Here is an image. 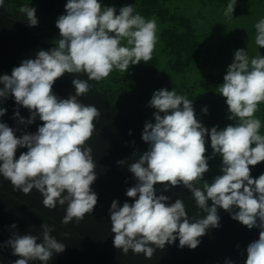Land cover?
Masks as SVG:
<instances>
[{"label": "clouds", "instance_id": "9594fccd", "mask_svg": "<svg viewBox=\"0 0 264 264\" xmlns=\"http://www.w3.org/2000/svg\"><path fill=\"white\" fill-rule=\"evenodd\" d=\"M234 5H227L225 17L233 15ZM19 11L29 27L38 26L34 7L21 6ZM55 27L59 39L53 47L23 59L11 75H0V104L11 96L17 105L12 117L17 128L0 122V176L13 191L28 195L37 190L49 210L66 206L61 222L79 224L98 202L91 187L97 179L96 163L87 141L101 112L78 98L91 90L88 81L99 82L114 70L128 72L131 65L150 61L159 39L158 24L155 17L136 12L134 4L117 10L100 0H67L65 14L57 18ZM254 27L255 44L264 48V18ZM66 73L73 76L74 94L61 98L53 85ZM216 92L225 99L226 118L232 123L210 129L197 119L193 101L175 88L153 92L147 107L155 110L154 123L145 121L141 134L148 148L127 166L135 180L125 192L132 202L125 200L121 205L114 199L108 210L113 247L124 255L131 250L151 259L157 249L164 250L177 240L180 249L195 250L210 229L220 228L218 210L222 209L247 229L259 230L258 239L240 251L241 257L246 253L243 264H264V173L251 175L252 168L264 162V135L255 117L264 103V55L250 59L245 49L235 50ZM20 107L29 111L28 118L21 116ZM201 111L208 114L206 106ZM6 113L0 107V117ZM37 117L42 122L37 131H26ZM209 139L212 152L206 155ZM18 149L27 150L17 158ZM217 156L221 157L220 174L209 183L204 176L210 170L209 161ZM124 163L117 161L119 166ZM201 181L202 187L198 186ZM157 184L163 186L159 195ZM177 186L191 192L198 209L195 216H188L182 199L170 202L171 197L163 194ZM40 229L39 235L19 234L16 224L9 226L11 237L0 249L10 248L19 257L11 264H48L66 250L67 245L51 235L52 226L43 223ZM62 235L70 238V233ZM224 264L234 261L225 258Z\"/></svg>", "mask_w": 264, "mask_h": 264}, {"label": "crops", "instance_id": "0c3cea01", "mask_svg": "<svg viewBox=\"0 0 264 264\" xmlns=\"http://www.w3.org/2000/svg\"><path fill=\"white\" fill-rule=\"evenodd\" d=\"M167 1L171 2V7L176 9L177 13H182L191 17L192 22H194L192 26L174 41L161 47L157 53L152 54V59L150 61L141 64L127 77L112 83L104 95L109 97L111 92H123L121 94L123 97L120 96V100L114 101L109 97L110 100L118 103L125 110H127V107H133L134 113L136 110V113L146 115L147 121L150 119V121L154 122L152 113L155 110L147 107L153 92L160 88H166L168 90L175 88L178 94L187 96L193 101L197 119L202 122L205 127L210 129L213 126L219 125V127L223 128L227 124L232 123V121L226 118L227 105L225 99L216 92V77H223L226 74L227 66L232 63L234 52L237 49H245L248 51L250 59L258 54L264 55V48H259V46L255 44L256 31L254 27L260 19L264 18V0ZM230 2H235L233 15L225 17L224 11ZM2 20L3 18L0 16V25L3 23ZM9 33L14 40V43L10 45L5 42ZM157 46L158 43L156 48ZM7 49L9 50L7 51ZM48 49L49 48L37 39V37H33L25 30L17 31L16 28H13V30H9V28H0V75H11L13 67L19 66L23 59L34 58L39 50ZM218 59L221 60L218 61ZM174 63L176 65H174ZM154 68L160 69V77L158 73L152 72ZM163 69L167 75L163 73ZM174 69L175 77H170V73H172ZM79 78L85 79L84 77ZM72 79L73 76L66 73L55 82L53 85V92L61 98H68L70 94H74ZM98 85L99 83L97 86ZM0 87H2V85H0ZM99 96L101 95L91 87L87 95L79 97L78 99L83 104L95 105L102 113L100 106L103 105L100 102ZM137 102H139V104L135 105ZM205 106L208 108V114H204L201 111ZM0 107L7 109L6 115L0 117V122L7 123L9 127L14 129L17 128L16 121L12 119L13 110L17 107L14 98L10 96L6 101L0 104ZM132 113L133 112H130V114ZM20 114L28 118L29 111L20 107ZM96 122L97 121H94L96 129H98ZM41 124L42 122L37 117L35 123L29 125L26 131L34 133ZM139 126L142 129L144 127L141 123H139ZM19 127L24 129L23 125ZM16 135L20 136L21 133L17 131ZM142 142L144 144V149L141 150V153L147 150L145 146L146 143L144 141ZM135 145L138 144L135 143ZM87 146L92 148V155L96 163L95 172L97 174V179L92 186L101 188L103 192L108 191L110 193H116L122 205L125 200H129L125 195L126 189L135 184V180L132 179V173L128 171L127 166L135 162L138 156H132L125 148L116 152V157L112 156L110 146L106 139L100 137V135L95 132L91 139L87 141ZM206 147H210V139L208 143H206ZM26 150L27 149H18L16 157L18 158L20 153ZM119 160H125V163L119 166L117 164ZM220 165L221 157L217 156L210 160V171L205 180L210 183L216 175H219ZM126 180L127 183L125 182ZM0 181L10 183L2 176H0ZM155 187L157 188L156 185ZM182 189L185 188L182 187ZM185 190L188 197L184 198L183 201L194 203L192 206L193 209L196 207L195 201L191 196V192L187 189ZM18 193H21L23 196H28L33 193V195H38V198L41 196L35 189L28 195H24L22 192ZM28 201L38 206V208L43 207L42 196L40 199L35 198L34 200L33 198L28 199ZM18 221L22 222L20 220ZM16 222L17 221L11 219L0 221V231L5 234L7 240L11 237V232L9 231L10 225L16 224L17 232L19 233V225ZM28 225L35 227L34 224L28 223ZM23 227L25 228L26 226L23 225ZM30 234L34 235V232ZM214 235L218 236L217 231L214 232ZM175 249L177 250L175 252L178 256L179 252H181L179 250L180 248L176 246ZM171 251H174V249H171ZM159 257L160 256H158L156 252L152 257L156 258V264H159ZM150 260L153 261L154 259ZM152 263L148 262V264Z\"/></svg>", "mask_w": 264, "mask_h": 264}, {"label": "trees", "instance_id": "16d2710c", "mask_svg": "<svg viewBox=\"0 0 264 264\" xmlns=\"http://www.w3.org/2000/svg\"><path fill=\"white\" fill-rule=\"evenodd\" d=\"M102 5L112 6L114 5L117 10L125 5L134 4L135 11L139 12L145 18L155 17L158 24V46L154 53H157L161 47L174 41L177 37L184 34L189 27L192 26L191 17L182 13H177L176 9H173L171 2L167 0H100ZM67 0H3V4L0 5V16L3 18L0 28H9L17 31L25 30L33 37H37L46 47L49 49L53 47L54 42L59 39V30L55 27L57 18L65 14V4ZM28 5L36 9V16L39 20V24L36 27H29L27 25V19L19 9L21 6ZM117 14L119 12L117 11ZM13 35V34H12ZM5 42L14 43L13 37L9 33ZM9 49H7L8 51ZM144 62H140L138 65H131L128 72H120L114 70L110 75L97 82L88 81L94 90L101 96L100 102L103 106H100L102 113L99 119H97L96 134L106 139L110 146V152L112 156L117 155L120 149H126L132 156H138L141 150L144 149V144L141 141V134L143 129L139 126V122L136 121L134 115L123 109L118 103L112 102L109 97L104 94L112 83L120 81L122 78L127 77L136 68H138ZM79 77H87L84 74H79ZM106 80V81H105ZM99 85L97 86V84ZM129 130L132 134L129 135ZM135 142L138 145L133 144ZM142 144V145H141ZM146 148L148 145L145 144ZM220 172V168H219ZM203 182H199L198 186L202 187ZM157 194H161L163 186L157 184ZM92 189L98 194V202L94 208L92 214L85 215L83 221L79 224L73 221L67 225L62 224V217L65 215L64 207L57 206L54 210L39 207L29 202L28 199L38 198V195L23 196L21 193L13 191L10 183L0 181V202H3L4 209H0V221L4 219H11L17 221L19 234H29L34 232V235H39L41 229L40 225L47 223L54 228L51 233L57 240L67 245L66 250L63 253L57 254L53 257L48 264H148L152 263L150 259H146L144 254H133L130 250L127 255H124L121 250L113 247V234L111 232V224L109 217V207L111 202L115 199L118 200L116 193H110L108 191H102L101 188L91 185ZM35 193V192H34ZM164 195L170 196L171 201L180 198L184 200L187 198L186 190L181 186L170 189L167 192H163ZM120 202V201H119ZM131 203V199L128 200ZM121 203V202H120ZM211 203V202H209ZM123 204V203H122ZM188 216L191 218L198 212L197 207L192 209L194 203L184 202ZM12 205V206H11ZM21 208L35 218L42 220H36L34 224L28 225L27 222H19L12 219L7 215L9 208ZM192 209V210H191ZM196 209V210H194ZM191 210V211H190ZM6 211V213H4ZM197 211V212H194ZM219 215L221 216V226L218 229H210L208 233L201 238V244L195 249L191 250L187 247L179 249V255L175 248L178 245V240L174 245H166L164 250L157 249L156 254L160 257L165 256L168 263L177 264H224L225 258H230L234 261V264H243V260L246 259V253L244 257H241L240 251L246 249L247 245L253 240L258 239V229H247L239 224L237 221L231 219L230 215L224 210L220 209ZM194 212V213H193ZM203 213H201V216ZM26 226L25 228L23 227ZM34 230H33V229ZM217 231L218 236L214 235ZM63 233H70V238L65 239ZM5 234L0 231V244H3ZM81 242H85L90 251L85 254H81L78 248ZM240 245V249L236 248V245ZM175 246V247H170ZM174 249V251H171ZM10 248L0 249V264H11L19 257L13 256ZM181 253V254H180ZM159 257V258H160ZM176 259V260H175ZM161 260V259H160ZM159 260V262H160ZM31 264H40V262H31Z\"/></svg>", "mask_w": 264, "mask_h": 264}, {"label": "rangeland", "instance_id": "374dc122", "mask_svg": "<svg viewBox=\"0 0 264 264\" xmlns=\"http://www.w3.org/2000/svg\"><path fill=\"white\" fill-rule=\"evenodd\" d=\"M221 59H218V61H220ZM174 65H176L174 63ZM174 68V67H173ZM163 73L165 75H167L164 71V69L162 70ZM152 72L154 73H158V76L160 77L161 74H160V69L157 68V69H152ZM170 73V72H168ZM170 77H175V69L172 70V73H170ZM216 87H218V85L222 84L223 83V77H216ZM123 92H115V93H110L109 94V97L111 98V100H120L121 97H123V95L121 96ZM121 96V97H120ZM143 101V99H142ZM122 103H123V100H122ZM124 104V103H123ZM122 104V105H123ZM139 102H137L135 105H138ZM258 111L255 113V117L260 119L261 121V129H260V134L261 135H264V103H261L259 104L258 106ZM127 110L128 112H133L132 115H134V117L136 118V121H138L139 123L143 124L145 123L146 120V115L144 114H138L136 113V110H135V113H134V108L133 107H127ZM150 118V117H149ZM150 120V119H148ZM154 123V122H153ZM254 146V145H253ZM207 148V147H206ZM211 152H212V149L211 147L207 148V153L206 155H211ZM209 169H210V166H209ZM210 171V170H209ZM261 173H264V162H261L259 165H257L255 168H252V171H251V175L252 177H258ZM208 175V172L205 174L204 176V179H206V176ZM6 207V206H5ZM5 207L3 206V202H0V209H4L5 210ZM9 209L6 210L8 213L7 215L12 218V219H15V220H20V221H23V222H27V223H33L34 221L36 220H42L40 218H35L34 216H32L31 214H28L26 211H23L21 210V208L17 209V208H12V207H8ZM6 211H4V213H6ZM78 251L81 252V254H85V253H88V251H90V248L89 246L84 242H81V245L80 247L78 248ZM151 259H154L152 262V264H156V258H151ZM161 259V260H160ZM160 262L159 264H177V263H173V259H172V263H168L169 260L167 261L166 257L163 256V257H160L159 258ZM176 260V259H175Z\"/></svg>", "mask_w": 264, "mask_h": 264}]
</instances>
